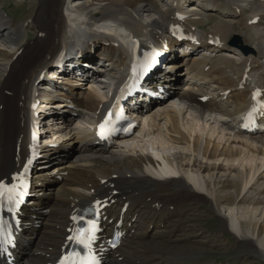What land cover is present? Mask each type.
<instances>
[{
	"label": "bare ground",
	"instance_id": "6f19581e",
	"mask_svg": "<svg viewBox=\"0 0 264 264\" xmlns=\"http://www.w3.org/2000/svg\"><path fill=\"white\" fill-rule=\"evenodd\" d=\"M159 3L162 10L154 0H41L22 22L0 10V180L12 181L28 161L33 119L46 131L41 155L48 164L33 171L14 264H56L71 245L73 217L100 200L113 222L104 224L100 251L109 234L127 232L116 252H101L104 264L198 259L200 217L192 207L200 205L218 217L230 212L229 219L220 217L221 228L264 259V133L241 130L254 92L264 99V0ZM213 14L220 21L202 30ZM179 27L196 42L173 41ZM216 40L219 46L210 44ZM138 44L166 52L172 73L158 70L151 88L167 82L174 93L147 113L136 102L147 125L107 148L92 131L113 102L101 76L121 85ZM177 46L185 47L181 66ZM60 60L68 87L44 77ZM102 61L108 64L99 68ZM94 63L100 74L84 92L75 79ZM31 102L39 103V118L30 113ZM257 118L264 125V107ZM48 119L57 122L48 127ZM52 143L57 147L50 149ZM9 263L0 253V264Z\"/></svg>",
	"mask_w": 264,
	"mask_h": 264
},
{
	"label": "rangeland",
	"instance_id": "374dc122",
	"mask_svg": "<svg viewBox=\"0 0 264 264\" xmlns=\"http://www.w3.org/2000/svg\"><path fill=\"white\" fill-rule=\"evenodd\" d=\"M40 1L41 0H0V10L4 11L10 18L18 22H22L27 20L28 17L30 18L33 16V13L37 9ZM154 2L161 10L163 9V5L159 3V0H154ZM210 18V21L202 27V30H210L211 27L218 23L221 19L215 14L210 15ZM29 35L32 37L33 32H29ZM179 72H181V70H179L177 74H180ZM101 77L103 78V76ZM100 82L102 84L104 83L103 81ZM56 85L68 87V84L65 82L62 84L58 83ZM89 87L90 85L87 82H84V84L81 83L78 88L85 92V89H88ZM171 91L174 92V89ZM58 125L60 126V124ZM47 165L48 164L46 163L43 166ZM53 181L56 182L57 180L54 179ZM192 209H194L200 217L197 221L198 226L195 227V229L201 234L198 238V241H200V245L198 247L201 248L202 252L197 256L198 259L190 256V258H193L189 264H264V259L257 257L251 251L244 250L238 239H236L230 232L221 228L222 220L220 217L230 218V212L223 209L221 216L218 217L203 205L196 207L193 206ZM40 227L41 225H38L37 229H40ZM32 241L34 243V240Z\"/></svg>",
	"mask_w": 264,
	"mask_h": 264
},
{
	"label": "snow or ice",
	"instance_id": "6c2138e0",
	"mask_svg": "<svg viewBox=\"0 0 264 264\" xmlns=\"http://www.w3.org/2000/svg\"><path fill=\"white\" fill-rule=\"evenodd\" d=\"M159 53L153 49L151 53H145L143 61L138 65L139 68L147 71L156 61V57ZM133 72L135 73L137 67H133ZM260 96V92L257 91L253 94V99L256 100ZM256 108L252 109L255 112ZM252 113L248 114V119L250 120ZM112 118V113L109 112L108 116L105 118L104 123H102L99 128V135L102 138H106L107 134V124ZM247 126V125H246ZM13 181H21L22 176L16 175L12 177ZM19 184L17 183H5L0 180V202L13 203L16 201L18 195ZM99 203V201H97ZM82 219V218H81ZM73 220H77V217H73ZM85 227H80L74 230L72 235L68 237L69 241H74L76 244L80 245L86 251L84 254L76 251H70L65 254L59 261V264H100L99 259L92 252L93 242L97 239L96 233L100 230L99 225L95 220H86ZM0 231H2V225H0Z\"/></svg>",
	"mask_w": 264,
	"mask_h": 264
}]
</instances>
